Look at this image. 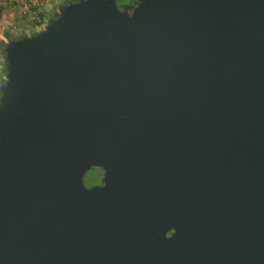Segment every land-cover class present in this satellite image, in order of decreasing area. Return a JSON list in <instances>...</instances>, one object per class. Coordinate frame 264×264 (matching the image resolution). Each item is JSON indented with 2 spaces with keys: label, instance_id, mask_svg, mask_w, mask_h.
Masks as SVG:
<instances>
[{
  "label": "water",
  "instance_id": "95a60500",
  "mask_svg": "<svg viewBox=\"0 0 264 264\" xmlns=\"http://www.w3.org/2000/svg\"><path fill=\"white\" fill-rule=\"evenodd\" d=\"M64 1L2 39L0 264H264V0Z\"/></svg>",
  "mask_w": 264,
  "mask_h": 264
},
{
  "label": "built area",
  "instance_id": "2783aa9c",
  "mask_svg": "<svg viewBox=\"0 0 264 264\" xmlns=\"http://www.w3.org/2000/svg\"><path fill=\"white\" fill-rule=\"evenodd\" d=\"M47 0H0V41L5 36V24L3 22V10L7 6H14L18 9L21 18L28 24V27H39L44 19L47 8ZM18 30V29H17Z\"/></svg>",
  "mask_w": 264,
  "mask_h": 264
},
{
  "label": "rangeland",
  "instance_id": "374dc122",
  "mask_svg": "<svg viewBox=\"0 0 264 264\" xmlns=\"http://www.w3.org/2000/svg\"><path fill=\"white\" fill-rule=\"evenodd\" d=\"M47 11L44 16L47 17L53 8H55L56 4L61 2V0H47ZM3 22L5 27H11L12 25H16L18 29H27L28 24L21 18L18 9L14 6H7L3 10ZM8 32H11V29H8ZM1 43V41H0ZM103 177V170L100 168L93 167L84 175V184L86 187H91L93 182H98Z\"/></svg>",
  "mask_w": 264,
  "mask_h": 264
},
{
  "label": "flooded vegetation",
  "instance_id": "af4514ba",
  "mask_svg": "<svg viewBox=\"0 0 264 264\" xmlns=\"http://www.w3.org/2000/svg\"><path fill=\"white\" fill-rule=\"evenodd\" d=\"M75 0H65L64 2H62L64 5H67L68 3L70 2H73ZM138 0H116V4L120 7V9L122 10L124 7H130V6H135L136 2ZM46 11H47V8H46ZM52 15H55L54 14V11L52 10ZM11 29V32H8L9 30L8 29ZM17 27L16 25H12L11 27H5V30L3 32V35L5 36V38H13L15 37V33L17 31ZM5 47V42L2 40L1 43H0V48H4ZM1 55V54H0ZM5 63H3L1 65V69H0V85L2 83H5V75H6V71L2 68V66H4ZM0 95H1V91H0ZM96 168H99V167H96ZM101 169V168H100ZM103 177L100 179V181L98 182H93L91 184V186H95V185H102L103 184V181H102Z\"/></svg>",
  "mask_w": 264,
  "mask_h": 264
}]
</instances>
